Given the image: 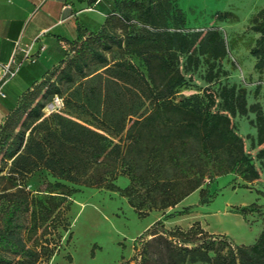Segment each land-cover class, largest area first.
I'll list each match as a JSON object with an SVG mask.
<instances>
[{
	"label": "trees",
	"instance_id": "1",
	"mask_svg": "<svg viewBox=\"0 0 264 264\" xmlns=\"http://www.w3.org/2000/svg\"><path fill=\"white\" fill-rule=\"evenodd\" d=\"M112 1L98 28L78 26L73 39L57 36L51 68L36 62L20 68L27 86L14 104L0 96L7 105L0 123V264H39L49 257L46 241L30 245L23 232L47 233L45 223L77 190L69 184L116 191L140 216L199 191L196 204L164 214L135 237L138 261L107 264H264V223L249 244H233L199 221L187 228L164 225L211 201L219 176L232 175L230 183L259 177L232 121L236 114L254 113L253 144L264 169L260 103L248 104L243 93L220 80L216 91L206 86L176 98L186 82L179 55H186L188 69L203 56L205 80L211 82L227 73L218 62L227 53L225 38L215 28L186 27L184 13L167 0ZM251 29L258 33L250 47L254 68L264 73V7ZM54 96L62 105L45 112ZM41 170L53 180L38 189L43 195H32L28 179ZM119 176L128 179L125 186L115 182ZM259 209L253 201L231 212L245 219Z\"/></svg>",
	"mask_w": 264,
	"mask_h": 264
},
{
	"label": "rangeland",
	"instance_id": "2",
	"mask_svg": "<svg viewBox=\"0 0 264 264\" xmlns=\"http://www.w3.org/2000/svg\"><path fill=\"white\" fill-rule=\"evenodd\" d=\"M167 1L173 8L184 13L186 27L215 28L220 31L228 45L227 53L220 55L218 59L220 66L227 73L211 82L205 80L207 65L202 59L203 56L196 68L188 69L186 55H179L178 66L184 73L186 82L179 88L176 98L202 93L200 88L206 86L216 91L220 80L243 93L248 104L258 102L264 107V73H259L254 68L255 57L250 53V47L258 37L251 25L257 11L264 7V0ZM134 60L140 63L137 59ZM55 62L51 60L47 67L51 68ZM217 108L218 105L213 106V109ZM44 111L46 112V109ZM231 118L244 140L245 150L260 171L259 177L247 183L239 179L228 182L232 175L217 180L211 189L217 188L218 191L211 201L195 205L188 214L166 219V228H187L192 222L199 221L201 226L204 225V229L224 234L233 244L252 243L258 235L264 223V169L256 158L258 146L253 144L256 129L251 120L254 113L249 111L245 115L236 114ZM52 180L44 170L35 172L28 179L31 194L43 195L38 189L46 188L45 182ZM115 182L119 186H125L128 179L119 176ZM69 185L77 187V190L69 194L60 208H57L59 210L55 218L45 223L47 233L40 237L41 228L36 232H23L24 239L30 245L38 240L49 244L51 254L47 258L43 257L39 264H107L128 258L138 261L139 255L133 247L135 237L152 222L163 217L165 210L153 209L140 216L127 202L126 197L116 191L104 187ZM198 198V190L190 193L186 196V206L196 204ZM253 201L260 204V209L248 213L245 219L240 214L231 212L234 207ZM183 207L185 206L179 204L166 211L170 213ZM30 219L28 215V227ZM187 264L208 263L197 261Z\"/></svg>",
	"mask_w": 264,
	"mask_h": 264
},
{
	"label": "crops",
	"instance_id": "3",
	"mask_svg": "<svg viewBox=\"0 0 264 264\" xmlns=\"http://www.w3.org/2000/svg\"><path fill=\"white\" fill-rule=\"evenodd\" d=\"M112 5V0H0V62H6L12 56L23 58L25 50H29L36 57V63L32 65L47 66L56 59L57 36L73 39L78 26L87 30L98 28ZM59 42L63 43V40ZM28 63L30 61L25 60L20 68L28 66ZM0 86L6 101L14 104L19 90L24 89L27 83L18 71L7 82L0 80ZM6 108L0 97V123ZM226 176L230 174L219 176L217 180ZM185 201L186 197L174 207L179 204L186 206ZM166 210L168 208L165 209L167 213Z\"/></svg>",
	"mask_w": 264,
	"mask_h": 264
},
{
	"label": "built area",
	"instance_id": "4",
	"mask_svg": "<svg viewBox=\"0 0 264 264\" xmlns=\"http://www.w3.org/2000/svg\"><path fill=\"white\" fill-rule=\"evenodd\" d=\"M25 60L34 62L36 60V57L29 53V50H25V55L23 58H17L15 56H12L8 61L0 62V80L5 83L8 80L12 79L14 76H16ZM0 96L5 97V93L2 90L1 86ZM61 105L62 99L58 96H54L53 100L49 102L44 109H46V112H50L59 108Z\"/></svg>",
	"mask_w": 264,
	"mask_h": 264
}]
</instances>
